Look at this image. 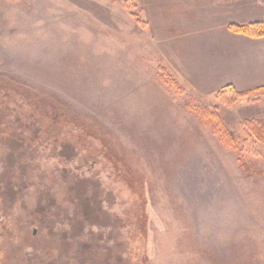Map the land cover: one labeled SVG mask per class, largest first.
<instances>
[{"label": "rangeland", "instance_id": "1", "mask_svg": "<svg viewBox=\"0 0 264 264\" xmlns=\"http://www.w3.org/2000/svg\"><path fill=\"white\" fill-rule=\"evenodd\" d=\"M140 5L0 0V264H264V120L129 59Z\"/></svg>", "mask_w": 264, "mask_h": 264}, {"label": "crops", "instance_id": "2", "mask_svg": "<svg viewBox=\"0 0 264 264\" xmlns=\"http://www.w3.org/2000/svg\"><path fill=\"white\" fill-rule=\"evenodd\" d=\"M139 2L144 19L140 18L146 23L145 27L135 24L130 10L126 13L132 23L131 29L127 30V40L128 58H133V62H136L138 53L130 42L135 41V30H140L143 31L145 49H151L157 62L167 66L176 79L202 95L216 97L218 91L229 85L239 91L264 88V37L238 33L229 27L230 24L263 22L264 0ZM99 9H102L101 13ZM80 10L82 12L83 8ZM87 10L84 9L82 13L96 17L108 11L100 4L94 8L95 13ZM113 11L114 15L119 14L117 9ZM118 33L113 34L117 45ZM240 103L242 101L233 107ZM243 103L239 107L249 112L243 117L264 120V96L257 103L247 100Z\"/></svg>", "mask_w": 264, "mask_h": 264}, {"label": "trees", "instance_id": "3", "mask_svg": "<svg viewBox=\"0 0 264 264\" xmlns=\"http://www.w3.org/2000/svg\"><path fill=\"white\" fill-rule=\"evenodd\" d=\"M131 1L134 2L135 0H131ZM125 4L127 5V3ZM131 15L135 19V21L139 23L142 27L146 26V23L143 20H141V18H139L138 14L132 12ZM229 27L231 30L238 33H245L254 37H264V21L253 24H247V25L230 24ZM7 86L8 85L6 86L2 85L0 86V88L1 87L6 88ZM263 96H264V88H258L250 91H239L235 87L229 85L217 92L216 99L218 100V102H220L221 105L226 107H232L233 105L237 104L239 101H243V100H247L249 103H257L262 99ZM217 108L218 107H214L213 109L208 107L203 108L202 116L206 122L208 121L210 122V119L215 118L217 120L214 127L215 133L219 135L220 142L228 148H236V143L234 142L233 138L228 133L224 125L222 124V121L220 120L217 114L218 112ZM51 113L60 116L59 113L57 112H51ZM244 123L245 125L249 126V128L253 131H255L256 128H258V124L254 120H244ZM260 137L262 138L264 137V135L260 134ZM124 171L126 172V170ZM126 173L121 172L120 175L122 176L125 175L127 177ZM99 215L106 217L102 213H99ZM103 248L105 249L104 252H102L103 249L99 245L97 247H94L96 251L94 254L90 255L92 258H95L97 254L99 255V257H101V261H99L98 264H121L120 259L116 257V254L113 255L114 251L115 252L117 251L116 248L114 249V246H110L107 244L104 245Z\"/></svg>", "mask_w": 264, "mask_h": 264}]
</instances>
